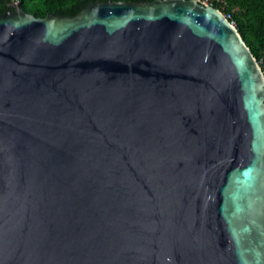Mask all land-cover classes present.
<instances>
[{"label":"water","instance_id":"95a60500","mask_svg":"<svg viewBox=\"0 0 264 264\" xmlns=\"http://www.w3.org/2000/svg\"><path fill=\"white\" fill-rule=\"evenodd\" d=\"M0 13V264H264V72L200 0Z\"/></svg>","mask_w":264,"mask_h":264},{"label":"trees","instance_id":"16d2710c","mask_svg":"<svg viewBox=\"0 0 264 264\" xmlns=\"http://www.w3.org/2000/svg\"><path fill=\"white\" fill-rule=\"evenodd\" d=\"M42 7L32 5L30 13L46 16L48 13L75 15L81 8L95 0H37ZM141 1V0H139ZM11 0H0V13L8 9ZM22 5V0H20ZM231 21H234L247 45L264 69V0H225L215 4ZM24 7V6H23Z\"/></svg>","mask_w":264,"mask_h":264},{"label":"built area","instance_id":"2783aa9c","mask_svg":"<svg viewBox=\"0 0 264 264\" xmlns=\"http://www.w3.org/2000/svg\"><path fill=\"white\" fill-rule=\"evenodd\" d=\"M202 2H204L205 4H211V5H215V4H223L225 2V0H200ZM11 2H14L16 4H20V0H11ZM220 9V8H219ZM221 10V9H220ZM222 11V10H221ZM223 12V11H222ZM224 13V12H223ZM225 14V13H224ZM226 15V14H225ZM227 16V15H226ZM229 18V16H227ZM234 24L235 22L232 21ZM236 25V24H235ZM263 72L264 69L262 68Z\"/></svg>","mask_w":264,"mask_h":264},{"label":"rangeland","instance_id":"374dc122","mask_svg":"<svg viewBox=\"0 0 264 264\" xmlns=\"http://www.w3.org/2000/svg\"><path fill=\"white\" fill-rule=\"evenodd\" d=\"M22 5L26 10H31L32 5H36L37 7H42L41 2L37 0H22Z\"/></svg>","mask_w":264,"mask_h":264}]
</instances>
